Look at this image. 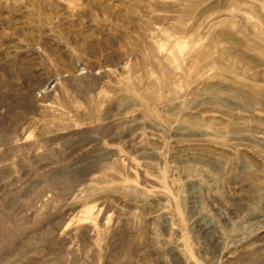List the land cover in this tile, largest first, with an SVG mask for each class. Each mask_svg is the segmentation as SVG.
<instances>
[{
    "label": "rangeland",
    "instance_id": "obj_1",
    "mask_svg": "<svg viewBox=\"0 0 264 264\" xmlns=\"http://www.w3.org/2000/svg\"><path fill=\"white\" fill-rule=\"evenodd\" d=\"M0 264H264V0H0Z\"/></svg>",
    "mask_w": 264,
    "mask_h": 264
}]
</instances>
